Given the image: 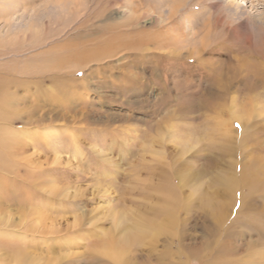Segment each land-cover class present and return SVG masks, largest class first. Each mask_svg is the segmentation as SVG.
Returning a JSON list of instances; mask_svg holds the SVG:
<instances>
[{"label":"rangeland","instance_id":"1","mask_svg":"<svg viewBox=\"0 0 264 264\" xmlns=\"http://www.w3.org/2000/svg\"><path fill=\"white\" fill-rule=\"evenodd\" d=\"M263 57L264 0H0V264H264Z\"/></svg>","mask_w":264,"mask_h":264},{"label":"bare ground","instance_id":"2","mask_svg":"<svg viewBox=\"0 0 264 264\" xmlns=\"http://www.w3.org/2000/svg\"><path fill=\"white\" fill-rule=\"evenodd\" d=\"M218 18V17H217ZM204 20V19H203ZM202 21V20H201ZM216 21V20H215ZM204 22V21H203ZM215 23V22H213ZM201 25V24H200ZM204 24H202L201 26H203ZM199 27V26H198ZM211 27V26H210ZM213 27V26H212ZM205 28V27H204ZM197 29V28H196ZM199 30V28H198ZM218 30V29H217ZM196 31V30H195ZM213 31V32H211ZM220 31V30H219ZM218 31V32H219ZM194 32V31H192ZM201 32V31H200ZM217 32V31H216ZM214 28L211 30V29H208L206 32H204L202 35H201V47L203 48L207 42L209 41V38L211 39H214V35L216 34ZM194 34V33H193ZM196 34V33H195ZM220 35H221V32H220ZM143 41H148V42H152V43H155V45L158 44V46H169V45H172V51H176L174 54L176 56H179L181 54L180 51H177L175 50V48H173V45L175 44L176 42V38L175 37H171L169 38L168 36H163V38H154V37H148L146 34H144V36H141ZM215 37H218V36H215ZM222 37V35H221ZM179 39V38H178ZM220 39V38H219ZM196 40V39H195ZM181 42V41H180ZM197 42V41H196ZM179 44V43H178ZM182 45V44H181ZM170 47V46H169ZM200 47L199 50H201L202 48ZM158 48V47H157ZM165 48V47H164ZM171 48V47H170ZM177 48V47H176ZM196 49V48H195ZM198 50V51H199ZM192 53H187V57H191ZM195 54V53H194ZM236 57V56H235ZM230 59V58H229ZM233 59V58H232ZM264 59V57H263ZM235 60V59H233ZM237 60V59H236ZM237 62V61H236ZM261 62H264V61H261ZM229 63V62H228ZM260 65V64H259ZM263 66V65H262ZM240 64L239 62L236 63L235 65H228L226 66V69L224 68H220L219 69V74H218V79L215 81V85L211 88H209L208 93L211 95V96H215L216 98H220L224 95V93L227 92V90L229 89V87L233 84L234 80H235V76L237 74H239V72L241 71L240 69ZM248 68V67H247ZM260 68V67H259ZM251 70H252V67H251ZM258 72V71H263L261 69H258L256 66H255V69L253 68V72ZM25 72V71H24ZM249 72V71H248ZM217 73V72H216ZM261 73V72H260ZM6 87L7 85L5 86L4 83H0V94L6 90ZM3 104H4V101H3V98H0V112L2 113L3 112ZM141 227H145V223L144 221H141ZM126 244V243H125ZM117 249V248H116ZM98 252V251H97ZM98 254H101V256H105L107 258H111L113 261L119 263V264H132L131 261L129 259H127V256L128 254L125 252H120L119 250L114 252L112 250L109 249V246L104 245L102 247L101 250H99V253ZM16 261H17V264H27L26 260H24L22 257H20V255H16ZM29 261V260H28ZM107 263V262H106ZM30 264V263H29Z\"/></svg>","mask_w":264,"mask_h":264}]
</instances>
